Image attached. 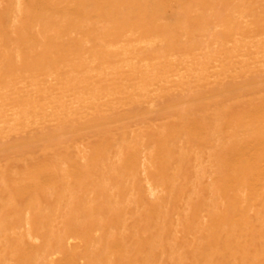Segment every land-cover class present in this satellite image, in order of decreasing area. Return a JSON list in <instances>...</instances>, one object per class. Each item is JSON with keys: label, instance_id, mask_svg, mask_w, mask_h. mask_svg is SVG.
I'll return each instance as SVG.
<instances>
[{"label": "bare ground", "instance_id": "1", "mask_svg": "<svg viewBox=\"0 0 264 264\" xmlns=\"http://www.w3.org/2000/svg\"><path fill=\"white\" fill-rule=\"evenodd\" d=\"M0 264H264V0H0Z\"/></svg>", "mask_w": 264, "mask_h": 264}]
</instances>
